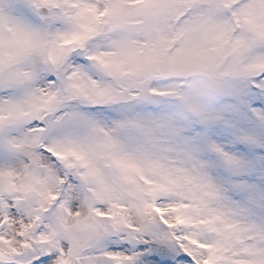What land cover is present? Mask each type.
I'll return each instance as SVG.
<instances>
[{
    "label": "snow or ice",
    "instance_id": "obj_1",
    "mask_svg": "<svg viewBox=\"0 0 264 264\" xmlns=\"http://www.w3.org/2000/svg\"><path fill=\"white\" fill-rule=\"evenodd\" d=\"M0 264H264V0H0Z\"/></svg>",
    "mask_w": 264,
    "mask_h": 264
}]
</instances>
